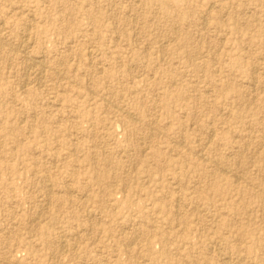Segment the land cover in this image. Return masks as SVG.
<instances>
[{"label":"rangeland","instance_id":"obj_1","mask_svg":"<svg viewBox=\"0 0 264 264\" xmlns=\"http://www.w3.org/2000/svg\"><path fill=\"white\" fill-rule=\"evenodd\" d=\"M263 213L264 0H0V264H264Z\"/></svg>","mask_w":264,"mask_h":264},{"label":"bare ground","instance_id":"obj_2","mask_svg":"<svg viewBox=\"0 0 264 264\" xmlns=\"http://www.w3.org/2000/svg\"><path fill=\"white\" fill-rule=\"evenodd\" d=\"M214 4V3H213ZM216 4V3H215ZM23 7V6H22ZM129 16V15H128ZM135 17V16H134ZM26 34V33H25ZM22 36V35H21ZM28 37V36H27ZM26 37V38H27ZM25 38V39H26ZM4 40V39H3ZM28 42V41H27ZM14 45V44H13ZM28 45V44H27ZM2 46V45H1ZM21 46V45H20ZM26 47H28V46H26ZM30 47V46H29ZM91 50V49H90ZM25 51V50H24ZM42 52V51H41ZM26 53V52H25ZM26 54H28V53H26ZM28 55H30V53L28 54ZM90 55V54H89ZM29 58V57H28ZM31 59V58H30ZM27 61V60H26ZM32 61V60H31ZM32 64V63H31ZM43 65V64H42ZM45 65V64H44ZM29 67V66H28ZM41 67V66H40ZM44 72V71H43ZM39 73V72H38ZM90 74H91V72H89ZM26 74H27V72H26ZM62 74V73H61ZM92 75V74H91ZM27 76V75H26ZM256 78V77H255ZM62 79V78H61ZM38 80V79H37ZM23 86H24V84H23ZM254 86V85H253ZM258 86V85H257ZM207 90V89H206ZM149 116V115H148ZM156 116V115H155ZM136 117V116H135ZM155 119V118H154ZM153 120V119H152ZM153 124V123H152ZM152 127L150 126V129H151ZM203 133V132H202ZM209 139V138H208ZM96 150V149H95ZM202 154V153H201ZM157 155V154H156ZM163 158V157H162ZM238 161V160H237ZM47 174V173H46ZM43 175V174H42ZM49 179V178H48ZM147 183V182H146ZM250 183V182H249ZM47 190V189H46ZM45 190V191H46ZM48 195V194H47ZM48 200V199H47ZM44 206V205H43ZM47 206V205H46ZM45 206V207H46ZM186 207V206H185ZM89 210H87V212H88ZM264 214V213H263ZM14 216V215H13ZM12 217V216H11ZM8 222V221H7ZM146 225V224H145ZM91 226V225H90ZM149 226V225H148ZM13 229V228H12ZM261 229V228H260ZM260 231V230H259ZM137 235V234H136ZM60 237V236H59ZM136 237V236H135ZM59 239H61V241H62V239H63V237L62 238H59ZM47 240V239H46ZM65 241H66V239H64ZM64 241V242H65ZM245 241V240H244ZM134 242V241H133ZM63 243V242H62ZM61 244V243H60ZM59 244V245H60ZM217 246V245H216ZM53 247V246H52ZM60 248L62 249V250H64L65 248H66V246H64V245H62V246H60ZM209 248V247H208ZM60 249V250H61ZM66 250H67V248H66ZM55 251V250H54ZM219 251V250H218ZM61 252V251H60ZM63 252V251H62ZM65 252H67V251H65ZM52 253V252H51ZM219 253V252H218ZM54 254V253H53ZM55 255V254H54ZM54 255H53V257H54ZM224 256V255H223ZM222 256V257H223ZM229 257V256H228ZM228 257H225L224 256V258H222L223 260H222V262H223V264H229L230 263V261H229V258ZM3 260V259H2ZM148 260V259H147ZM4 261V260H3ZM80 262H81V260H80ZM17 262H15V264H16ZM195 264V263H194Z\"/></svg>","mask_w":264,"mask_h":264}]
</instances>
